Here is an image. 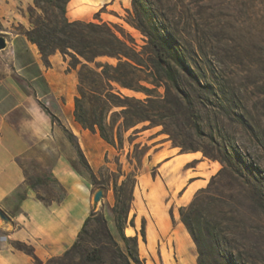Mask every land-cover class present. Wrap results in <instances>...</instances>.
Returning <instances> with one entry per match:
<instances>
[{"label":"rangeland","instance_id":"1","mask_svg":"<svg viewBox=\"0 0 264 264\" xmlns=\"http://www.w3.org/2000/svg\"><path fill=\"white\" fill-rule=\"evenodd\" d=\"M112 1L97 9L98 17L120 24L138 46L143 45L145 42L141 32L124 19L126 9L131 8L130 0H116L113 7L108 6ZM182 1L181 7H184L183 10L187 9L193 19L190 28H196L191 31V36L196 32L197 38L188 42L192 52L184 61V66L177 67L180 91L171 87L167 99L178 98L183 106L185 99L182 94L188 95L193 106L188 120L195 121L198 128L194 126L195 129L191 130L184 124L175 127L174 122L182 123V120H186L181 115L169 116L165 120L177 140L186 146L219 150L230 160L232 167L227 165V170H239L235 174L236 181L221 176L225 185L222 188L225 195L223 199L235 210L238 227L231 250L239 264H264V28H259L254 19L257 14L254 11L260 6L255 0H247L248 7L256 6L248 13L242 10L240 0ZM30 4H33V0ZM94 6L92 0H77L76 3H67L66 11L71 14L85 12ZM27 7L15 8L17 20L7 27L0 24V35H7L2 32L4 30L19 32L31 27ZM37 12L41 14V11ZM94 14L89 17L90 20H93ZM22 16L25 18L23 22ZM56 52L61 54L57 50ZM62 57L68 66L71 56L66 54ZM100 59L115 61L108 57ZM122 91L136 97L144 96L143 93L126 89ZM160 91L164 92V89L160 88ZM120 121L114 120L109 133L114 138V145L105 144L106 150L99 166L92 169L95 174L93 182L78 155L75 158L74 164L88 184L92 210L95 213L83 234V250H71L67 255L62 253L52 264H112L108 255L102 261H94L92 254L99 249L106 251L107 245L116 247L113 243H106L107 233L124 249V243L119 239L118 224L125 236L136 238L142 264L183 262L181 258L185 256L177 254L173 248L174 240L179 253L184 251V247H179L177 234L171 232V226H180L186 230L180 221L178 208L188 204L196 191L205 187L211 177L222 168L223 163L203 157L201 150H198L200 159H204L205 163L195 168L196 164L192 162L186 171L180 169L178 176H186L183 185L177 188L180 184L178 182L170 187L166 181L172 180L176 174L174 162H164L167 157L163 155L152 158V153L163 141H166V147H175L176 151L181 148L173 146L166 133L152 139L156 134L149 136L141 124L121 130ZM110 122L107 117L106 123ZM155 128L160 132L162 127ZM61 131L70 147H75L70 130ZM131 174H135L136 181L132 188L128 186V192L131 189L132 193L130 208L126 217L120 220L118 218L121 215L114 211V186ZM73 175L76 179L70 181H78V175ZM221 177L212 179L211 190L218 185ZM36 178V173L26 176V181L35 185L36 195L50 199L65 194L64 187L54 179L47 177L43 178L44 182H39ZM154 178L160 183H151ZM198 178L204 181L197 180L193 184L201 186L190 190L193 184L187 187L188 182ZM76 186L86 191L83 185L77 183ZM99 189L103 195L94 204L93 195ZM123 193L127 194V188ZM214 214L221 217L219 211H214ZM160 247L164 250L163 256ZM189 256L194 257L197 264V249L193 241Z\"/></svg>","mask_w":264,"mask_h":264},{"label":"trees","instance_id":"2","mask_svg":"<svg viewBox=\"0 0 264 264\" xmlns=\"http://www.w3.org/2000/svg\"><path fill=\"white\" fill-rule=\"evenodd\" d=\"M69 1L33 0V4L27 7L31 27L17 33L25 35L37 46L45 63H48V56L56 50L62 55L71 56L67 68L74 70L77 77L73 117L82 128L97 132L106 143L114 145V138L109 134L114 120H121L119 122L121 130L140 124L144 129L161 126L160 133L168 134L173 146L181 148L180 152L201 150L203 157L223 163L222 168L211 177L208 184L199 188L192 200L180 206L178 212L180 221L196 246L197 264H239L231 250L236 236L234 234L238 232L235 210L223 199L225 195L222 190L225 186L222 177L236 181L235 174H238L239 170L234 168L227 170L226 166L232 165L219 150L203 146H186L177 140L165 120L169 116L181 115L186 120H182V123L174 122L175 127L184 124L191 130L195 129L194 126L198 128L195 121L188 120L193 107L188 95L182 94L185 99L183 106L178 98L167 99L171 87L180 91L177 67L184 66V61L192 52L188 42L197 38L196 32L191 36V31L196 28L193 30L190 28L193 19L189 11L181 7L180 3L183 1L130 0L131 8L126 9L124 19L143 35L145 43L141 46H138L120 24L103 21L97 13L94 14L93 20H70L66 15V5ZM255 1L260 7L254 11L257 13L254 19L262 29L264 0ZM248 3L247 0H240L242 10L250 13L256 6L248 7ZM37 10L41 11V14ZM248 16L250 17V14ZM102 57L115 61L101 60ZM169 82L171 84H168ZM160 88H163L164 92H161ZM123 89L143 93L144 96L126 94ZM40 106L52 122L60 124L56 116L43 104L40 103ZM107 117L111 120L109 124L106 123ZM61 127L66 131L64 126ZM71 138L75 143L77 155L93 182L95 174L73 134ZM216 176L222 177L218 185L211 190V181ZM36 181L44 182V179L36 178ZM135 181V174H131L114 186V211L121 215L118 218L120 220L126 217L130 208L132 193L131 189L128 192V186L132 188ZM29 185L36 190L33 183ZM126 188L127 194H124ZM36 197L48 202L39 195ZM214 211H219L221 217H217ZM94 213L93 210L90 211L75 241L63 255H67L71 250H83L81 244L84 240L83 234ZM117 227L124 249L114 241L110 233H107L106 243H113L116 247L107 245L106 251L97 250L92 254L93 260L102 261L105 255H108L112 264H142L136 238L125 236L121 225L118 224ZM16 246L33 254L31 248L21 243H16ZM238 258L240 259V254ZM55 259L56 257H52L44 264H52Z\"/></svg>","mask_w":264,"mask_h":264},{"label":"crops","instance_id":"3","mask_svg":"<svg viewBox=\"0 0 264 264\" xmlns=\"http://www.w3.org/2000/svg\"><path fill=\"white\" fill-rule=\"evenodd\" d=\"M109 1L92 0L95 6L91 9L72 14L67 11L66 15L70 20H90L89 17ZM115 1L108 6L113 7ZM71 2L77 0L68 3ZM30 3L32 0H0L1 26L7 27L17 20L16 7L23 8ZM23 19L24 16L22 22ZM101 19L111 22L107 18ZM2 32L7 33V45L0 49V213L3 215L0 217V264H44L73 244L93 207L86 179L74 164L76 146L70 147L61 125L74 135L92 169L99 166L106 142L97 132L84 129L75 121L77 77L74 70H68L62 55L55 52L45 63L37 46L25 35L9 30ZM40 103L61 125L51 121ZM144 131L149 136L156 134L152 139L161 134L155 127ZM165 143H159L161 146L152 153V158L163 155L167 157L164 162H174L176 174L166 183L173 187L179 182L176 187L180 188L186 178L178 176L180 169L186 171L192 162L196 168L205 160L200 159L198 151L180 152L175 147H166ZM32 173L40 179H54L64 187L65 194L47 199L48 202L41 201L26 181V176ZM73 173L78 175V181H70L76 179ZM197 180L204 181L192 179L187 187ZM150 182L160 183L156 178ZM77 183L86 191L76 186ZM199 186L201 184H193L190 190ZM171 232L177 234L179 247H184L179 253L174 240L173 248L177 254L185 256L181 258L182 264H195L194 257L189 256L192 243L189 233L180 226H171ZM16 243L31 248L33 254L19 249ZM160 251L163 256L162 247ZM166 254L169 256L168 252Z\"/></svg>","mask_w":264,"mask_h":264},{"label":"water","instance_id":"4","mask_svg":"<svg viewBox=\"0 0 264 264\" xmlns=\"http://www.w3.org/2000/svg\"><path fill=\"white\" fill-rule=\"evenodd\" d=\"M6 45H7L6 38L3 35H0V49L5 48ZM102 195H103L102 190L99 189V190L95 191V193L93 195L94 204L98 203L101 200ZM0 217L3 218L2 213H0Z\"/></svg>","mask_w":264,"mask_h":264},{"label":"bare ground","instance_id":"5","mask_svg":"<svg viewBox=\"0 0 264 264\" xmlns=\"http://www.w3.org/2000/svg\"><path fill=\"white\" fill-rule=\"evenodd\" d=\"M77 13V12H76ZM74 15V14H73ZM75 16V15H74Z\"/></svg>","mask_w":264,"mask_h":264}]
</instances>
